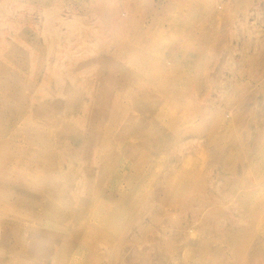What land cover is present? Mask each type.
I'll return each mask as SVG.
<instances>
[{
	"label": "rangeland",
	"instance_id": "rangeland-1",
	"mask_svg": "<svg viewBox=\"0 0 264 264\" xmlns=\"http://www.w3.org/2000/svg\"><path fill=\"white\" fill-rule=\"evenodd\" d=\"M2 260L264 264V0H0Z\"/></svg>",
	"mask_w": 264,
	"mask_h": 264
},
{
	"label": "bare ground",
	"instance_id": "bare-ground-1",
	"mask_svg": "<svg viewBox=\"0 0 264 264\" xmlns=\"http://www.w3.org/2000/svg\"><path fill=\"white\" fill-rule=\"evenodd\" d=\"M59 132H60V131H59ZM40 183L43 184L44 187L46 186V183H45L44 180H41ZM49 184H50V183H49ZM50 185H51V184H50ZM26 189H27V188H24L23 191L26 190ZM46 194H48L47 196H51V195L53 196V191H52L50 188L47 187V192H46ZM45 206H46L47 209L49 208V204H45ZM14 210H15L14 213H15L18 217L22 218V216H19L18 213H17V212H19V211L16 210V209H14ZM16 211H17V212H16ZM25 217H27L28 219H32V218H34L35 216H32L31 214H29V215H27V216H25ZM69 217L72 218L71 215H69ZM74 217H76V215H74L73 218H74ZM43 233H45V234L47 233V234H48V233H50V230H49V229H48V230L45 229ZM56 235H57V234H56ZM5 258H7V257L5 256ZM24 258H26V260H27V259L29 258V256L24 257ZM4 261H5V260H4ZM161 263H162V262H161ZM0 264H4L3 260L0 261ZM5 264H6V263H5ZM162 264H164V263H162ZM165 264H166V263H165ZM170 264H171V263H170Z\"/></svg>",
	"mask_w": 264,
	"mask_h": 264
}]
</instances>
